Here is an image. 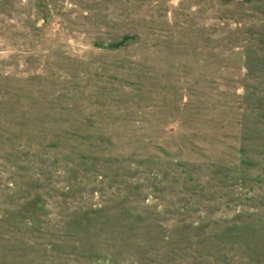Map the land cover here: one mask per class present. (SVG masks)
I'll use <instances>...</instances> for the list:
<instances>
[{
    "label": "rangeland",
    "instance_id": "rangeland-1",
    "mask_svg": "<svg viewBox=\"0 0 264 264\" xmlns=\"http://www.w3.org/2000/svg\"><path fill=\"white\" fill-rule=\"evenodd\" d=\"M0 264H264V0H0Z\"/></svg>",
    "mask_w": 264,
    "mask_h": 264
}]
</instances>
